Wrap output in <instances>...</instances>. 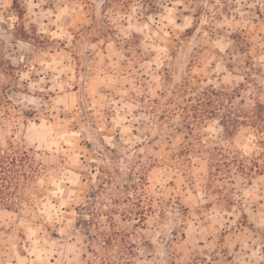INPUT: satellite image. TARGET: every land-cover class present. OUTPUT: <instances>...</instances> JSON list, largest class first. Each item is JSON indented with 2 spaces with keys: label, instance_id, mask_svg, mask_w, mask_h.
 Returning a JSON list of instances; mask_svg holds the SVG:
<instances>
[{
  "label": "clouds",
  "instance_id": "obj_1",
  "mask_svg": "<svg viewBox=\"0 0 264 264\" xmlns=\"http://www.w3.org/2000/svg\"><path fill=\"white\" fill-rule=\"evenodd\" d=\"M258 102L264 0H0V264H264Z\"/></svg>",
  "mask_w": 264,
  "mask_h": 264
},
{
  "label": "rangeland",
  "instance_id": "obj_2",
  "mask_svg": "<svg viewBox=\"0 0 264 264\" xmlns=\"http://www.w3.org/2000/svg\"><path fill=\"white\" fill-rule=\"evenodd\" d=\"M192 30H189V34L191 33ZM187 35V34H186ZM185 39V37H181V40ZM243 42L240 41L238 39V46H240ZM244 47H247V45H243ZM253 54H254V50H253ZM229 67L231 68V65H229ZM91 85H90V91H91ZM218 95L217 93L213 92L209 95H206V98L204 99V101L202 102V105L203 107H210L212 105V103H214V99L218 98ZM239 95V90H237L234 94H233V97L232 98H235V96H238ZM244 101H241V104H243ZM73 105H75V101H73ZM261 117V119L259 121L258 120V117ZM161 119H163V117H161ZM224 119L227 121L228 123V126H232L233 124V120L231 119V113L228 112V113H225L224 115ZM248 119L250 120H253V121H257V122H260V123H264V105H261L259 102L257 103V107L255 109L252 110V112L250 113V115L248 116ZM87 147H90V145H85ZM189 156H191V153H189ZM17 161H19V163L21 164V166L26 162V157H18L16 159H13L12 160V164L15 165L17 163ZM170 184L172 185V187H175V185L170 182ZM95 195V193H91L89 194V197L87 199H92L93 196ZM177 204L180 206V210L182 212L186 211L185 209V206L181 205L180 204V201L179 199L177 200ZM90 210V207H85V206H81L79 208L76 209L77 212H87ZM147 211H151L150 208L146 209ZM6 211H11L10 208L6 209ZM83 223V221H77V227H79L81 224ZM85 227H87V225H85ZM55 233H53V236L55 237Z\"/></svg>",
  "mask_w": 264,
  "mask_h": 264
}]
</instances>
